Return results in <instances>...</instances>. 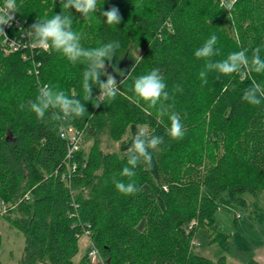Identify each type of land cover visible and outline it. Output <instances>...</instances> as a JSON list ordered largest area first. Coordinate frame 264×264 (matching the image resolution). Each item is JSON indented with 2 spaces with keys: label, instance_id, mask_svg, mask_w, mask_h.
Here are the masks:
<instances>
[{
  "label": "trees",
  "instance_id": "1",
  "mask_svg": "<svg viewBox=\"0 0 264 264\" xmlns=\"http://www.w3.org/2000/svg\"><path fill=\"white\" fill-rule=\"evenodd\" d=\"M17 4L21 28L8 33L21 39L20 49L11 50L0 35V205L11 208L7 221L25 236L22 261L94 264L89 250L76 259L79 237L88 229L101 257L96 264H226L194 252L192 239L199 228L216 233L213 240L222 236L213 217L218 194H264V102L252 106L242 100L252 79L264 86V74L241 80L236 74L217 79L209 73L202 86L198 74L205 61L194 52L215 34L220 55L213 60L242 48L251 56L257 46L264 58V0H99L90 19L71 10L85 47L120 42L116 57L106 61L107 72L119 82L116 99L99 107L86 102L91 117L86 113L63 126L94 138L90 150L82 148L71 161L63 127L40 121L19 104L34 100L44 84L82 99L84 65H72L51 49L25 46L21 37L37 19L59 14L60 0ZM113 6L122 17L117 26L100 14ZM152 68L160 69L170 91L175 84L183 87L174 96L185 128L180 140L166 135V116L138 104L130 91L134 79ZM103 121L114 141L122 140L133 123L164 136L154 151L159 182L140 166L133 179L141 191L125 196L115 189L114 179L127 182L119 176L127 155L101 151L96 136Z\"/></svg>",
  "mask_w": 264,
  "mask_h": 264
},
{
  "label": "clouds",
  "instance_id": "2",
  "mask_svg": "<svg viewBox=\"0 0 264 264\" xmlns=\"http://www.w3.org/2000/svg\"><path fill=\"white\" fill-rule=\"evenodd\" d=\"M98 4L99 0H60L61 12L59 14L51 18L37 19L24 32V38L28 42L25 46L34 49H51L72 65H84L81 82L82 99L77 98L74 92L69 95L64 90L44 84L39 87L34 100L19 104L20 110L27 109L34 113L40 121L53 122L63 127L70 120L85 119L86 113L88 118L91 117L85 107L86 102H91L93 107H99L105 101L116 99L120 87H118L116 78L107 72L106 61L110 64L113 57H116L120 42L115 40L101 42L96 47H85L82 44L81 33L73 27L75 19L71 10L74 9L83 19H90L92 14L98 10ZM227 7L230 8L231 4ZM18 11L17 0H0V35L7 37L5 26L11 27ZM100 14L106 18L105 22L109 26H117L122 20L119 9L115 6L107 11L100 9ZM9 41L19 46L15 40ZM217 43V35L212 34L194 52L197 59L205 61L198 74L202 86L208 83L209 73H215L217 79L221 76L236 74L241 80L252 74H264L261 47L257 46L252 49L251 56L248 55L247 48H242L240 51L229 53L222 60H213L214 56L220 55L216 47ZM113 70L117 72L114 66ZM102 76H105L106 80H102ZM94 86L99 89V95L95 97L93 96ZM130 91L138 104L143 102L149 108L156 109L160 117L168 118L170 124L165 131L171 140H180L184 137L185 128L182 116L174 110V96L175 93L183 91L181 85H173L170 91L160 69L152 68L146 74L134 79ZM97 97L99 100L94 102V98ZM242 100L252 106L261 105L264 102V86L252 79L251 86L243 91ZM164 143V136L152 134L147 124L137 125L136 134L132 137L131 146L127 149V164L119 173L120 177L127 178V182L123 179L113 180L115 189L120 194L135 195L141 191L133 179L137 174L136 169L143 166L145 170H150L153 163V151Z\"/></svg>",
  "mask_w": 264,
  "mask_h": 264
},
{
  "label": "rangeland",
  "instance_id": "3",
  "mask_svg": "<svg viewBox=\"0 0 264 264\" xmlns=\"http://www.w3.org/2000/svg\"><path fill=\"white\" fill-rule=\"evenodd\" d=\"M137 125L142 124H131L127 135L120 141H114L110 136L108 124L103 121L96 136L99 148L104 153L113 152L118 155L127 153L132 137L136 134ZM93 142L94 138L83 135L82 148L89 151ZM152 155L153 163L150 171L155 180L159 182L154 151ZM215 204L214 225L216 231L222 236L220 239L213 240L216 233L212 234L205 228H199L192 239L194 252L214 260L223 258L226 264H246L251 259L264 263V194L235 195L231 190H226L216 196ZM10 209L6 204L1 203L0 262L1 264H27L22 261L25 259L23 257L26 246L25 236L7 221L6 214ZM193 224L194 222H191L188 227L190 228ZM92 245L91 237L80 236L76 259L90 250ZM39 264H51V262L46 258L42 259Z\"/></svg>",
  "mask_w": 264,
  "mask_h": 264
},
{
  "label": "built area",
  "instance_id": "4",
  "mask_svg": "<svg viewBox=\"0 0 264 264\" xmlns=\"http://www.w3.org/2000/svg\"><path fill=\"white\" fill-rule=\"evenodd\" d=\"M11 28H21V21L18 17H16L15 21L12 22L11 27L5 26V33H6L7 37L3 36L4 37V39H3L4 43L9 45L11 50L16 51V50L20 49L21 41H19V40H21V39H15L11 35H9L8 31ZM21 37L24 38V31L21 33ZM9 40L17 41L19 46L17 47L15 45L11 44ZM30 48H32V47H30ZM24 57L27 59V55H25ZM83 135L84 134L82 131L76 129L73 126L63 127V129L61 130V137H63L67 141V148H68L67 155H66L67 160L71 161L76 156L78 151H80L82 149ZM75 167H76V162L73 163L72 168L74 169ZM29 197H30L29 193L25 195V198L29 199ZM2 204H4L3 201H2ZM84 235L86 237L90 238V232L88 229H86L84 231ZM88 254H89V258H90L92 263L96 264L99 261H101L99 251L94 245L91 246Z\"/></svg>",
  "mask_w": 264,
  "mask_h": 264
}]
</instances>
